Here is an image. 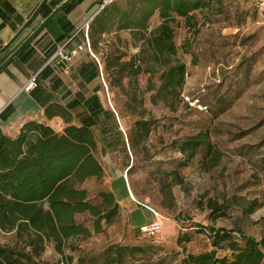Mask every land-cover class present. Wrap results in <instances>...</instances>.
<instances>
[{
  "label": "rangeland",
  "instance_id": "1",
  "mask_svg": "<svg viewBox=\"0 0 264 264\" xmlns=\"http://www.w3.org/2000/svg\"><path fill=\"white\" fill-rule=\"evenodd\" d=\"M210 4L211 9L195 14L193 30L185 29L181 19L171 23L176 58L186 66L184 94L207 89L208 113L185 110L177 101L170 108L161 101L152 104L147 74L120 78L116 68L105 74L102 62L113 49L123 55L122 61L139 53L138 43L127 34L121 33L119 42L106 37L98 46V97L112 117L94 128L95 157L103 175L80 187L94 204L100 202L99 193L113 191L120 208L102 234L69 242L76 251L66 249V256L98 254L114 243L145 247V255L127 264H180L183 253L177 238L184 233L192 237L185 245L191 254L211 248L200 228L240 231L257 240L264 237V23L253 0ZM218 72L220 86L215 82ZM158 75L151 76L156 87ZM140 122L145 125L139 126ZM200 133L207 136L205 146L179 168L178 144ZM129 192L141 206L125 197ZM253 200L260 206L246 215L244 209ZM212 203L224 204L226 214L213 215ZM136 210L140 216L132 219ZM78 221L88 218L80 216ZM150 222L160 225L154 237L145 233ZM13 239V233L0 232V245H12ZM42 259L51 263L60 258L48 244Z\"/></svg>",
  "mask_w": 264,
  "mask_h": 264
},
{
  "label": "trees",
  "instance_id": "2",
  "mask_svg": "<svg viewBox=\"0 0 264 264\" xmlns=\"http://www.w3.org/2000/svg\"><path fill=\"white\" fill-rule=\"evenodd\" d=\"M211 1L112 0L89 24L90 50L96 55L106 37L112 36L119 42L120 34H127L132 42L138 43L139 53L122 61L123 55L113 49L105 55L102 71L108 74L116 68L118 76L127 79L147 74L150 78L147 91L152 93V104L161 101L170 108L177 101L185 110L199 112L189 108L182 98L186 66L176 58L171 23L181 19L185 29L193 30L197 23L195 14L211 9ZM99 64L95 65V71L91 70L90 79L100 76ZM154 74H159L157 87L151 81ZM217 75L220 78L218 76L216 84L220 86L222 77L220 72ZM190 97H197L210 111L207 89L191 93ZM86 106L92 116L101 112L96 96L89 98ZM45 114L51 116L49 108ZM118 121L117 118L115 124ZM142 124L145 125L138 123ZM206 140L207 136L200 133L180 142L178 167H186ZM122 141L125 148L123 138ZM96 149V136L85 125L69 124L62 133H56L49 126L30 121L21 127L15 138L0 131V232L14 235L12 245H0V264H127L145 255L142 245L114 243L106 245L98 254L79 253L75 258L65 255L66 249L76 251L75 247L68 246L69 242L102 234L119 213L120 206L111 191L99 193L100 202L94 204L88 191L80 187L86 180L100 179L103 175L95 157ZM259 206V202L253 200L244 213L250 215ZM210 210L216 217H222L227 207L212 203ZM80 216H87L88 221L79 222ZM200 229L206 233L210 250L187 253L185 245L192 237L184 233L177 238L183 253L180 264H264V237L257 240L224 228ZM48 244L52 245L59 261L50 263L42 259Z\"/></svg>",
  "mask_w": 264,
  "mask_h": 264
},
{
  "label": "crops",
  "instance_id": "3",
  "mask_svg": "<svg viewBox=\"0 0 264 264\" xmlns=\"http://www.w3.org/2000/svg\"><path fill=\"white\" fill-rule=\"evenodd\" d=\"M107 1L0 0L3 134L15 138L30 121L49 126L56 133H62L69 124L89 126L94 132L105 118L112 117L98 97L99 77L90 79L91 70L95 71L99 61L90 50L89 41L88 48L85 47L89 24ZM79 46L83 50L78 51ZM92 96L98 98L101 109L96 117L86 106ZM48 108L49 117L45 114ZM127 195V199L139 205L130 192ZM139 210L132 219L140 216Z\"/></svg>",
  "mask_w": 264,
  "mask_h": 264
},
{
  "label": "built area",
  "instance_id": "4",
  "mask_svg": "<svg viewBox=\"0 0 264 264\" xmlns=\"http://www.w3.org/2000/svg\"><path fill=\"white\" fill-rule=\"evenodd\" d=\"M112 0H109L105 3V5L109 4ZM254 5L257 9V12L259 14V17L264 23V0H253ZM87 29V24L85 25V30ZM85 47L88 48V38L85 37ZM78 51L83 50L82 46H79L77 48ZM217 80L215 81L216 83H219V78L218 75H216ZM33 85V80L30 83V86ZM203 91V90H201ZM200 91V92H201ZM184 103L188 105L189 108L191 109H196L197 111L201 113H207L208 112V107L201 103L197 97L193 98L190 97V95L185 96V94L182 95ZM161 231L160 225L157 222H153L150 225H148L145 229V233L148 237H154Z\"/></svg>",
  "mask_w": 264,
  "mask_h": 264
}]
</instances>
